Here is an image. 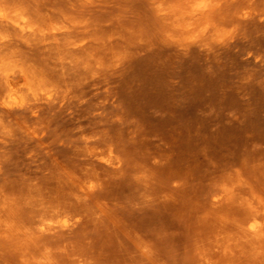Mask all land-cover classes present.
I'll use <instances>...</instances> for the list:
<instances>
[{
	"label": "clouds",
	"instance_id": "9594fccd",
	"mask_svg": "<svg viewBox=\"0 0 264 264\" xmlns=\"http://www.w3.org/2000/svg\"><path fill=\"white\" fill-rule=\"evenodd\" d=\"M0 264H264V0H0Z\"/></svg>",
	"mask_w": 264,
	"mask_h": 264
},
{
	"label": "rangeland",
	"instance_id": "374dc122",
	"mask_svg": "<svg viewBox=\"0 0 264 264\" xmlns=\"http://www.w3.org/2000/svg\"><path fill=\"white\" fill-rule=\"evenodd\" d=\"M198 104H192L190 105L184 112L181 113V117L183 119H185L186 121H192L195 120V107H197ZM229 135L228 130H224L221 134H220V140L221 142H223L225 140V138Z\"/></svg>",
	"mask_w": 264,
	"mask_h": 264
}]
</instances>
